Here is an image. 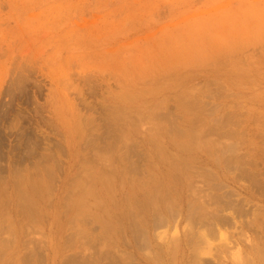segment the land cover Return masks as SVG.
Listing matches in <instances>:
<instances>
[{
  "label": "rangeland",
  "instance_id": "rangeland-1",
  "mask_svg": "<svg viewBox=\"0 0 264 264\" xmlns=\"http://www.w3.org/2000/svg\"><path fill=\"white\" fill-rule=\"evenodd\" d=\"M252 263L264 0H0V264Z\"/></svg>",
  "mask_w": 264,
  "mask_h": 264
},
{
  "label": "bare ground",
  "instance_id": "bare-ground-1",
  "mask_svg": "<svg viewBox=\"0 0 264 264\" xmlns=\"http://www.w3.org/2000/svg\"><path fill=\"white\" fill-rule=\"evenodd\" d=\"M129 216H131V215H129ZM249 258V257H248ZM263 259V258H262ZM249 260H250V258H249ZM252 261V260H251ZM250 262V261H249ZM253 264V263H252Z\"/></svg>",
  "mask_w": 264,
  "mask_h": 264
}]
</instances>
